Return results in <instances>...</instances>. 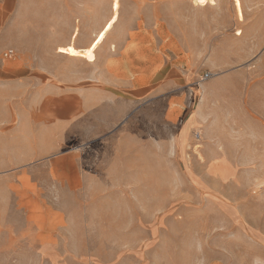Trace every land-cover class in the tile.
I'll list each match as a JSON object with an SVG mask.
<instances>
[{
  "label": "rangeland",
  "instance_id": "obj_1",
  "mask_svg": "<svg viewBox=\"0 0 264 264\" xmlns=\"http://www.w3.org/2000/svg\"><path fill=\"white\" fill-rule=\"evenodd\" d=\"M102 4L4 0L0 61L83 48L112 18ZM237 23L232 0H121L105 40L60 50L102 69L112 42L145 41L131 79H103L131 83L133 112L85 151L78 177L68 162L22 168L0 118V264H264V47L247 48ZM11 102L0 96V117Z\"/></svg>",
  "mask_w": 264,
  "mask_h": 264
},
{
  "label": "crops",
  "instance_id": "obj_2",
  "mask_svg": "<svg viewBox=\"0 0 264 264\" xmlns=\"http://www.w3.org/2000/svg\"><path fill=\"white\" fill-rule=\"evenodd\" d=\"M3 1L0 0V5ZM100 1H103L102 8L105 12L111 9L112 18L96 37L87 39L83 48L77 49L73 44L60 47L58 56L33 49L29 54L16 57L9 64L0 61V96L12 98L10 114L0 117L3 120L2 133L5 136L11 131L12 143L21 146L18 152L22 155L19 154L15 160L21 161L22 168L41 161L68 162L74 166L78 177L77 162L82 159L85 151L96 143L104 144L129 123L133 102L131 95L124 89H129L131 83L120 82L122 86L112 83L111 87L103 79L108 80L109 76L113 78L112 75L114 78H120L122 75L123 79H131L134 73L131 58L133 43L136 45L135 49H142L145 41H133L130 35L124 42H112L113 53L116 52L114 49L118 51L101 69L99 63L97 64L95 51L118 22L121 0H111V5L107 3L110 0ZM187 1L200 10L216 6L217 0L209 1L205 6H200L193 0ZM232 1L234 13L238 17L236 29H239L241 42L245 43L247 48H263L264 28H261L259 21L255 19L264 17V0H238L241 16L236 1ZM35 9L37 15L43 11L40 5ZM7 14L1 7L0 17ZM115 16L116 21L108 28ZM9 27L0 26V32H5L4 29ZM103 32L105 38L95 48L93 62L80 55L60 52L61 49L69 48L79 52L91 49ZM79 34V28L76 27L72 40H76ZM3 39L0 37V43L4 42ZM138 75L141 76L142 72L137 74L135 71V76ZM189 128L188 122L182 129L183 133ZM72 143L78 145L75 150L77 152H63L64 147Z\"/></svg>",
  "mask_w": 264,
  "mask_h": 264
},
{
  "label": "built area",
  "instance_id": "obj_3",
  "mask_svg": "<svg viewBox=\"0 0 264 264\" xmlns=\"http://www.w3.org/2000/svg\"><path fill=\"white\" fill-rule=\"evenodd\" d=\"M14 55H15L14 51L9 50V51H7V52L4 54V58H6V59H10V58H13Z\"/></svg>",
  "mask_w": 264,
  "mask_h": 264
}]
</instances>
